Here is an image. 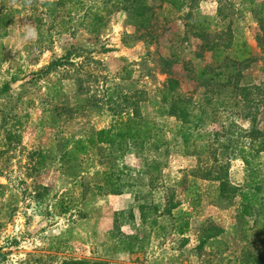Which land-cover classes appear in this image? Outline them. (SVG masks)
I'll return each instance as SVG.
<instances>
[{"label":"rangeland","instance_id":"374dc122","mask_svg":"<svg viewBox=\"0 0 264 264\" xmlns=\"http://www.w3.org/2000/svg\"><path fill=\"white\" fill-rule=\"evenodd\" d=\"M112 1L51 8L57 0L8 2L19 14L0 36V264H237L242 252L264 248V228L254 223L264 218L240 217L239 196L222 199L218 182L204 177L224 165L228 183L245 187L251 180L239 156L243 148L264 198V151L255 155L264 140V95L251 118L242 102L216 113L204 108L202 120H193L188 151L195 154L189 155L175 136V119L158 114V90L172 77L180 95L204 107L208 88L196 77L212 60L194 24L205 19L197 26L210 24L205 41L225 31L220 44L232 37L247 43L252 61L239 83L264 91V46L257 45L264 0H195L181 11L150 0L148 29ZM93 14L102 17L99 28ZM55 61L60 66L49 68ZM134 110L156 123L159 148L153 141L99 145L77 161L64 158L71 140ZM111 172L119 175L121 193L98 195L95 188ZM170 200L191 214L183 235L172 233L162 213ZM208 224L220 235L201 248Z\"/></svg>","mask_w":264,"mask_h":264},{"label":"trees","instance_id":"16d2710c","mask_svg":"<svg viewBox=\"0 0 264 264\" xmlns=\"http://www.w3.org/2000/svg\"><path fill=\"white\" fill-rule=\"evenodd\" d=\"M89 0H57L48 5L51 8L54 5H65V3H72L73 6H83V3ZM95 1V0H94ZM9 0H0V36H5L7 28L11 25V22L16 14H19V10L12 5H9ZM161 4H168L176 11H181L182 8L190 5L192 8L195 5V0H160ZM114 6H118L122 11L126 12L130 18L135 19L140 29H148L154 24L151 23V17L153 13V5L150 4V0H114L112 1ZM89 10L85 11V15L88 16ZM220 14L218 13V16ZM205 21V19H204ZM202 21L199 24H194L195 36L202 42L201 47L206 48L211 53L212 63L208 68H203L197 74L196 80L200 82L204 88H208L204 97V107L197 106L193 102L192 98L182 96L178 93V81L172 77L166 81L161 89L158 90L159 98V110L160 116L173 117L176 121V137H180L181 145L187 150L189 155L195 154L191 149L194 146L192 142L195 127H193V120L200 122L202 117L207 114L204 109L210 108L212 112H218L222 110H228L229 108L239 107V103L242 102L248 109L246 117L251 118V108L258 106L261 100L256 102L257 97L264 95L260 86L256 85H240L239 79L241 78V72L247 69L251 60V50L247 43L241 38H233L230 43L220 44L219 41L224 35L225 31L215 33L211 41H205L207 39L208 30L210 24H205L197 29V26L203 24ZM260 31L262 35L257 37V45L259 47L264 46V23L259 19ZM92 22H96V27L99 28L103 25L102 17L96 14L92 15ZM96 27L92 32L96 31ZM207 33V34H206ZM230 50L232 54L231 59H228L227 53L224 52ZM227 52V51H226ZM228 52V53H229ZM60 66L59 61L52 63V66ZM212 88V90H211ZM228 90V91H227ZM239 92V93H238ZM231 93V95H230ZM254 95V98H253ZM239 96L238 101L236 98ZM233 99V102L229 101ZM198 108V109H197ZM197 122V123H198ZM195 126V125H194ZM158 128L156 123L151 120L143 118L137 111L132 112V116L127 118L119 117L114 121L109 128L98 130L95 133L85 137L73 139L67 148L64 158L77 161V159L87 153L88 150L97 147L99 145H105L110 149L119 148L120 145L132 144L134 146L144 145L146 142L153 141L155 148H159L160 139L157 138ZM264 136V134H261ZM192 142V143H191ZM264 151V140L261 141L259 149L255 150V155ZM245 149L241 148L239 156L243 161V164L248 170V183L243 188L231 186L222 175L224 172V165L215 166L217 175L209 177L211 172L206 173V177L211 178L218 182V193L222 199L227 200L240 198V217H260L264 218V198L260 196L262 181L257 179V169L253 166L251 161L247 159V156H252L250 153L245 154ZM255 157V156H254ZM44 160L42 159L37 163V168H43ZM253 166V167H252ZM104 181L102 186L96 187L98 195H119L122 190V185L119 184V175L116 173L103 174ZM68 208L63 209V212H67ZM157 211V208H154ZM162 213H165L171 219V231L173 234L183 235L189 230L190 216L191 214L181 208L178 203H172L171 200L164 207ZM143 219H146L141 214ZM154 220V218H153ZM152 220V221H153ZM254 223L261 225L264 228V223H261L256 219ZM151 224H154L152 222ZM161 229H164L161 227ZM204 233L200 237L201 248L208 241L214 242L215 238L220 235V230L213 224H208L203 229ZM260 245L264 246V239L260 241ZM126 251L131 252V249ZM242 255L235 258L234 261L237 264H264V248H260L258 252L254 254H248L242 252ZM62 264H105L101 262H87V261H63Z\"/></svg>","mask_w":264,"mask_h":264}]
</instances>
